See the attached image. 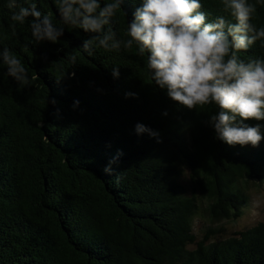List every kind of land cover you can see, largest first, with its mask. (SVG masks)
<instances>
[{"label": "trees", "instance_id": "16d2710c", "mask_svg": "<svg viewBox=\"0 0 264 264\" xmlns=\"http://www.w3.org/2000/svg\"><path fill=\"white\" fill-rule=\"evenodd\" d=\"M140 2L121 0L105 30L128 39ZM248 2L252 23L264 27V0ZM7 3L0 0V49L21 60L29 83L15 82L0 61V264H264V223L220 242H210L220 229L198 242L192 230L199 200L212 221L242 215L247 184L264 182V147L216 140L207 123L216 107L190 111L170 100L135 46L89 55L82 44L91 34L62 25L56 0H36L65 28L55 44H35ZM201 4L208 22L223 15L235 23L221 0ZM238 55L264 59V45ZM138 123L158 136L137 134ZM244 123L264 135V120Z\"/></svg>", "mask_w": 264, "mask_h": 264}, {"label": "clouds", "instance_id": "9594fccd", "mask_svg": "<svg viewBox=\"0 0 264 264\" xmlns=\"http://www.w3.org/2000/svg\"><path fill=\"white\" fill-rule=\"evenodd\" d=\"M24 3L27 6L8 0V9L18 8L11 20L20 24L27 21L35 44L57 43L65 28L57 27L48 14H43L36 0ZM221 3L223 12L235 23L223 15L208 22L201 0H141L127 24L125 40L116 39L111 29L105 30L121 9V0L103 7L101 0H56V8L62 25L91 34L82 44L89 55L97 47L113 51L135 46L139 55H147L152 82L165 89L170 100L190 111L197 106L216 107L207 121L216 140L255 148L264 139L261 126H248L244 121L264 120V59L245 62L238 53L247 52L257 41L264 45V27L252 23L256 7L248 0ZM71 60L74 64L75 56ZM0 61L15 82L22 86L29 83L27 69L9 48L0 49ZM113 75H119L118 68H113ZM135 131L158 136L139 123ZM104 171L112 174L110 167Z\"/></svg>", "mask_w": 264, "mask_h": 264}, {"label": "rangeland", "instance_id": "374dc122", "mask_svg": "<svg viewBox=\"0 0 264 264\" xmlns=\"http://www.w3.org/2000/svg\"><path fill=\"white\" fill-rule=\"evenodd\" d=\"M264 147V139L261 140L258 147ZM180 185L183 187L185 194L190 197L193 194V186L190 181V172L183 168ZM246 194L249 197L248 206L243 210L242 215L233 221H212L207 216L205 211L206 204L198 201L200 206L199 215L196 216L193 222V234L196 241H200L207 230L220 229V233L213 236L210 242H220L231 238L235 233L251 228L258 223H264V182H249L245 188ZM189 250L195 249V245L188 246Z\"/></svg>", "mask_w": 264, "mask_h": 264}]
</instances>
